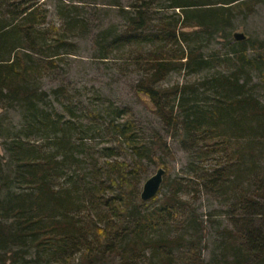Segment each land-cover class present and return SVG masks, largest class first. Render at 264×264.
Masks as SVG:
<instances>
[{
  "label": "trees",
  "instance_id": "trees-1",
  "mask_svg": "<svg viewBox=\"0 0 264 264\" xmlns=\"http://www.w3.org/2000/svg\"><path fill=\"white\" fill-rule=\"evenodd\" d=\"M261 1L140 0L125 11L124 32L98 33L99 58L127 49L121 56L141 70L136 96L192 153L185 177L165 174L158 194L143 201L145 163L171 169L161 135L142 136L129 106L105 100L79 113L66 86L46 91L39 83L65 61L74 45L68 37L87 30L86 18L68 11L56 26L37 0H0V108L23 111L4 144L9 161L0 157L9 171L0 166L1 263L32 256L37 264H264V102L250 85L254 70L264 84V42L203 51L204 40H227L236 16ZM156 2L172 12L154 19ZM176 71L207 74L163 85ZM103 133L129 151L130 163L111 158L116 148L107 145L102 161L86 164L87 140L96 139L89 134ZM200 190L226 197L228 213L239 218L218 231L207 262L193 202Z\"/></svg>",
  "mask_w": 264,
  "mask_h": 264
},
{
  "label": "rangeland",
  "instance_id": "rangeland-1",
  "mask_svg": "<svg viewBox=\"0 0 264 264\" xmlns=\"http://www.w3.org/2000/svg\"><path fill=\"white\" fill-rule=\"evenodd\" d=\"M43 7L47 8V22L59 26L63 22L64 14L68 11L74 12L75 16L85 17L88 23L87 30L82 33H74L68 37V41L74 45L71 46L69 53L64 52L65 61L53 72V74L45 76L39 82L41 88L46 91L64 85L74 95V102H77L75 109L80 113L81 108L93 110L103 106L109 100L118 106H129L133 112V119L139 128L140 134L149 138L153 132H158L162 139L166 142L170 149V154L161 156L162 160L171 166L169 174L165 173L169 178L185 177L187 173V165L190 161L192 153L186 148L185 143L180 139L181 136L176 131L166 128L157 116L150 112L135 94V84L141 77V70L135 63H131L128 57L121 56L127 49L112 50L107 58H99L101 54L100 46H95L97 35L102 30H109L108 38L122 33L126 30L127 20L125 11H130L132 5L140 0H37ZM157 8L159 7L156 2ZM159 10V11H156ZM175 12H178L175 9ZM154 19H158L163 13L170 14V9H154L150 11ZM187 30H192L187 28ZM242 33L244 38L241 39L250 44L252 42H264V0L255 5L254 11L250 14H241L236 16L233 25L230 28V36L227 40L222 39L219 34H214L208 40H204L203 51L205 55L211 52L226 54L230 47L240 39L234 37L235 33ZM67 50V49H64ZM251 54V50L248 49ZM221 70V67H215L214 70ZM207 74V71L198 74L186 75L183 71L172 72L168 78L163 81V85L173 83H183L199 79ZM259 71L254 70L251 73V89L264 102V84L260 81ZM51 99L54 98L50 96ZM22 109L18 106L13 108H0V157L3 162L9 161L5 142L10 140L12 136L21 127ZM66 114V113H65ZM68 116V115H66ZM90 118H82L84 124L88 123ZM75 132H79L75 130ZM96 139L87 140L89 144L88 158L86 164H91L94 158L100 159L105 155L101 152L103 146L111 145L116 148L115 156L121 161L131 162V156L128 150L120 147L119 142L114 140L112 136L103 133L105 137L101 138L95 134ZM107 136V137H106ZM107 138V139H106ZM93 156V157H92ZM0 158V159H1ZM0 166L5 169L6 175L9 173L6 163ZM158 168L154 163H145V172L142 175L139 190L143 182L150 177ZM164 189L159 194L162 196ZM225 200V201H224ZM198 209L200 217L205 225V240L203 244V257L205 262L210 259L212 251L215 249L217 236L223 226H233V223L239 218L238 211L231 215L228 213L226 197L215 195L213 192L200 190L196 200L193 201ZM209 213L213 215L219 224H211ZM235 216V217H234ZM209 220V221H208ZM256 222H260L257 220ZM12 262L7 259L4 264H37L34 257H24ZM77 258V257H75ZM0 264H3L0 262ZM42 264V263H40ZM98 264H117L116 260H105Z\"/></svg>",
  "mask_w": 264,
  "mask_h": 264
},
{
  "label": "water",
  "instance_id": "water-1",
  "mask_svg": "<svg viewBox=\"0 0 264 264\" xmlns=\"http://www.w3.org/2000/svg\"><path fill=\"white\" fill-rule=\"evenodd\" d=\"M234 37L236 39H243L244 35L242 33H235ZM166 170L163 167H158L156 171L148 177L142 184L140 190V199L143 201H148L154 196H156L161 188L164 175Z\"/></svg>",
  "mask_w": 264,
  "mask_h": 264
}]
</instances>
